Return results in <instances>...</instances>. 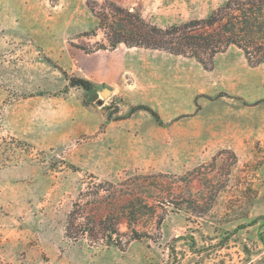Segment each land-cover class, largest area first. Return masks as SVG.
Returning a JSON list of instances; mask_svg holds the SVG:
<instances>
[{
	"label": "rangeland",
	"instance_id": "1",
	"mask_svg": "<svg viewBox=\"0 0 264 264\" xmlns=\"http://www.w3.org/2000/svg\"><path fill=\"white\" fill-rule=\"evenodd\" d=\"M226 1L0 0V264H264V64L106 34Z\"/></svg>",
	"mask_w": 264,
	"mask_h": 264
},
{
	"label": "trees",
	"instance_id": "2",
	"mask_svg": "<svg viewBox=\"0 0 264 264\" xmlns=\"http://www.w3.org/2000/svg\"><path fill=\"white\" fill-rule=\"evenodd\" d=\"M116 11L125 16L118 18L117 28L108 26L110 49L124 44L161 50L192 58L205 70H211L215 55L235 47L249 66L264 64V0H228L205 19L173 25L166 30L147 24L137 11L130 13L118 7ZM100 49L84 51L91 54ZM77 82L74 86L80 85L87 90L93 86L86 80Z\"/></svg>",
	"mask_w": 264,
	"mask_h": 264
},
{
	"label": "crops",
	"instance_id": "3",
	"mask_svg": "<svg viewBox=\"0 0 264 264\" xmlns=\"http://www.w3.org/2000/svg\"><path fill=\"white\" fill-rule=\"evenodd\" d=\"M114 1H119V0H114ZM122 1V3H124V4H127V5H135V3H136V1H138V0H121ZM95 54H98V53H95Z\"/></svg>",
	"mask_w": 264,
	"mask_h": 264
},
{
	"label": "water",
	"instance_id": "4",
	"mask_svg": "<svg viewBox=\"0 0 264 264\" xmlns=\"http://www.w3.org/2000/svg\"><path fill=\"white\" fill-rule=\"evenodd\" d=\"M110 94V92L107 89H104L101 93L102 97H107ZM98 104H101V101H98Z\"/></svg>",
	"mask_w": 264,
	"mask_h": 264
}]
</instances>
